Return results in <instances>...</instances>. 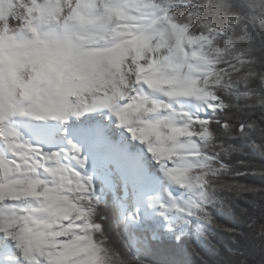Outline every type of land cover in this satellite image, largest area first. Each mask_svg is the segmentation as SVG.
Wrapping results in <instances>:
<instances>
[{
  "label": "snow or ice",
  "instance_id": "1",
  "mask_svg": "<svg viewBox=\"0 0 264 264\" xmlns=\"http://www.w3.org/2000/svg\"><path fill=\"white\" fill-rule=\"evenodd\" d=\"M7 6L0 19V145L11 158L0 152V257L9 264L14 259L17 264H109L108 246L97 237L102 227L87 206L95 195L91 180L82 182L76 172L60 173L63 151L43 153L30 142L22 143L14 125L16 117L46 119L16 104V88L29 84L22 74L58 87L72 68L70 61L81 58H87L92 71L84 77L88 93L82 111L74 114L108 108L133 137L146 141L169 182L184 190L181 197L170 192L168 205L158 203L160 215L167 222L166 213L175 211L185 232L202 234L201 221L214 223L206 210L213 202L214 180L227 171L219 153L203 150L213 138V124L229 128L215 119L228 107L218 89L225 77H238L226 86L234 87L256 75L245 71L243 54L229 47L235 13L197 0H7ZM217 17L224 23H217ZM260 83L264 86V77ZM145 86L168 98L195 97L213 116L182 107L175 111L166 106L161 112L158 102L141 101L138 93ZM116 96L129 103L114 105ZM241 98L252 97L249 92L236 95ZM67 111L65 107L47 115L67 122ZM68 145L76 164L85 168L87 161L78 158L80 148L71 140ZM222 186L244 190L238 184ZM19 201L36 206H14ZM129 220L138 223L139 211ZM167 230L174 231L171 223ZM13 248L18 258L5 255Z\"/></svg>",
  "mask_w": 264,
  "mask_h": 264
},
{
  "label": "trees",
  "instance_id": "2",
  "mask_svg": "<svg viewBox=\"0 0 264 264\" xmlns=\"http://www.w3.org/2000/svg\"><path fill=\"white\" fill-rule=\"evenodd\" d=\"M197 2L219 5L222 11L235 13L237 25L229 31V47L234 45L236 53H242L248 61L245 71L256 73L248 84L241 82L234 87L226 86L238 77H225L219 88L228 107L215 119L229 128L213 124V138L203 148L208 153H219V162L227 168L215 178L213 202L206 209L215 223L201 221V234L194 229L185 232L179 219L172 223L173 232L167 230L154 237L149 225L129 220L137 207L138 190L123 181L112 164L109 172L115 186H106L101 176L91 178L95 195L88 201L90 216L102 227L97 237L108 246L109 264H264V86L260 83L264 77V12L258 6L264 0ZM216 20L224 23L223 18ZM220 47L224 48L223 42ZM210 55L214 57L215 53ZM243 92H249L252 98L237 100L236 95ZM241 126L243 133L239 131ZM227 184L242 185L244 190L237 193L222 186Z\"/></svg>",
  "mask_w": 264,
  "mask_h": 264
},
{
  "label": "bare ground",
  "instance_id": "3",
  "mask_svg": "<svg viewBox=\"0 0 264 264\" xmlns=\"http://www.w3.org/2000/svg\"><path fill=\"white\" fill-rule=\"evenodd\" d=\"M5 2V4H4ZM6 0H0V6L3 7V19L6 15L7 8ZM141 101L151 98L152 102L160 104V111L164 112L166 106L171 107L175 111H179L182 107L187 111L204 113L205 106L203 103L193 97L168 98L163 93L148 89L146 86L143 91L138 93ZM164 102V104H161ZM146 102V101H145ZM121 105H127L128 99H124ZM144 103V102H143ZM151 103V102H150ZM149 103V104H150ZM147 105V103H145ZM79 108L76 112H81ZM135 118L133 119V122ZM14 125L21 133V142L29 143L33 147H38L43 153L61 152L67 157L63 158L61 167L58 171L67 175L69 172L78 173L82 180V173L93 171L100 164V155L98 150L101 147L102 151L110 152L115 155L117 168L124 173V178L133 179L135 184L142 190L141 196L143 200L150 204L149 210L162 211L157 205L162 203L167 205L169 202L168 194L171 192L177 197L181 195L182 189L174 186L168 180L161 165L148 151L147 142L140 141L131 135L128 125H121L118 118L108 108H100L95 111H84L81 115H72L67 122L62 120H49L47 122H36L32 118H14ZM118 133L117 138L112 136V133ZM127 136L130 137L127 139ZM71 140L80 148L78 158L87 161L85 168H80L73 157L68 141ZM0 152L10 157L9 152H5L3 145H0ZM75 171H74V170ZM73 170V171H72ZM41 176L48 179L47 174L43 171ZM134 176V177H133ZM75 184V180L72 181ZM180 202V201H178ZM14 206L23 208H33L36 206L34 201H19L14 202ZM2 236V234H0ZM14 258L19 257V253L13 248ZM14 259L11 264H15ZM4 264V262H0ZM5 264H9L5 261Z\"/></svg>",
  "mask_w": 264,
  "mask_h": 264
},
{
  "label": "clouds",
  "instance_id": "4",
  "mask_svg": "<svg viewBox=\"0 0 264 264\" xmlns=\"http://www.w3.org/2000/svg\"><path fill=\"white\" fill-rule=\"evenodd\" d=\"M258 6L261 11L264 12V4H259ZM7 7L8 6L5 5V8ZM241 20H243V17ZM261 29L264 31V21H261ZM20 38L24 39L25 37L21 36ZM261 49L264 50V43H262ZM41 55L43 56L45 53L42 51ZM70 63H72V68L65 73L63 81L58 82V87H50L45 82L33 79L30 73H23L24 81L29 82V84L25 89L16 88V104L26 111L35 112L39 115L45 116L46 119L44 122L51 120L48 118V113L65 107L68 109V118L74 115L76 110L81 108L83 95L88 93V85L86 84L84 77L88 72L92 71V68L88 64L87 58H81L79 61H70ZM25 91L27 92V96L23 95V92ZM125 91L127 90L125 89ZM218 91H220V89H218ZM90 99L91 95H89V100ZM111 103L114 105L120 103L119 97L116 96L113 98ZM57 120L61 119L58 118ZM233 190L237 191V193L243 191L236 188H233ZM87 206L89 207L90 205ZM207 215H209V213H207ZM214 223L209 222L207 224Z\"/></svg>",
  "mask_w": 264,
  "mask_h": 264
},
{
  "label": "rangeland",
  "instance_id": "5",
  "mask_svg": "<svg viewBox=\"0 0 264 264\" xmlns=\"http://www.w3.org/2000/svg\"><path fill=\"white\" fill-rule=\"evenodd\" d=\"M4 4H5V2H4ZM2 12H3V7L0 6V17L2 16ZM193 98L196 99L195 97H193ZM146 99H148V100H145L146 102L143 101L144 103L149 104L150 102H152L151 98L148 97ZM161 101L162 100H159V102L161 104H164V102H161ZM209 112H211V111H206V109L204 110L203 114H201L199 112L190 111V113H199L202 116H205V114H206V118H208L207 115H208ZM112 136H114V138H117L118 133L116 131H114L112 133ZM129 138L130 137L127 136V139H129ZM98 155H100V164L96 165L97 168H94L93 172L92 171H88L87 173H82L83 176L85 175L84 179L82 180V182H84V181H86L88 179H91V177H99V176H101L103 178L106 186H108L109 188L110 187H114L115 185H114V183H113V181L111 179V176H110L111 174L109 172V166H111L113 164L117 168L116 165H118V163L116 162L117 161L115 159L116 157H115V155L111 154L110 152L102 151L101 147L98 150ZM123 178H124V173H123ZM131 178L130 179L128 178L127 181L131 182L132 185L137 187L138 197H137V207L135 208V210L133 212H131L130 216L134 215L137 212V210H138L139 214H140V221L138 222V224H140V225L147 224V225H145L147 227L149 225V227H151L154 230V232H155L154 233V237H156V236H158L160 234L168 233L167 229H168L169 223L172 224V223L178 221L179 219L183 220L182 216L177 214L175 211H169V212L166 213V215L168 216V221L166 222L165 219L160 215V211H157V210L151 211V210H149L150 204L143 200V198L141 196V193H142L141 188L139 186H137V184H135L134 180L131 179ZM73 185H75V184H73ZM182 192H184L183 189H182ZM181 195H179V197H181ZM181 206H183V205H181ZM13 253H14L13 249H10V250H8L5 253V255L9 256V255H11ZM0 262H4V264H5V260L3 259V257H0ZM15 264H17V260H16Z\"/></svg>",
  "mask_w": 264,
  "mask_h": 264
}]
</instances>
